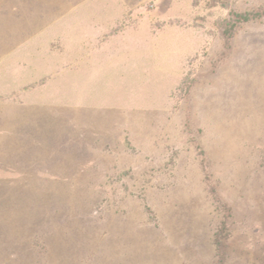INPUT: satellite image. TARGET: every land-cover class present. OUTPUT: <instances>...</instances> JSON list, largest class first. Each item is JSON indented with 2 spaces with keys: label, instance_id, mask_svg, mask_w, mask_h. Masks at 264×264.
Segmentation results:
<instances>
[{
  "label": "rangeland",
  "instance_id": "374dc122",
  "mask_svg": "<svg viewBox=\"0 0 264 264\" xmlns=\"http://www.w3.org/2000/svg\"><path fill=\"white\" fill-rule=\"evenodd\" d=\"M249 12L264 0H0V264H264Z\"/></svg>",
  "mask_w": 264,
  "mask_h": 264
},
{
  "label": "trees",
  "instance_id": "16d2710c",
  "mask_svg": "<svg viewBox=\"0 0 264 264\" xmlns=\"http://www.w3.org/2000/svg\"><path fill=\"white\" fill-rule=\"evenodd\" d=\"M261 14H264V13H261ZM261 14L257 13V12L256 13L249 12V13H245V14H239V17L241 18V20H243L245 22H249V21H253L257 17H259Z\"/></svg>",
  "mask_w": 264,
  "mask_h": 264
}]
</instances>
